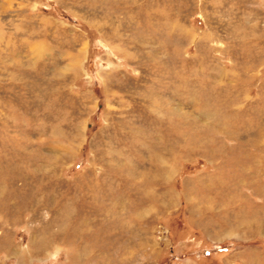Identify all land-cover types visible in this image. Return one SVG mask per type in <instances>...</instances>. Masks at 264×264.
Masks as SVG:
<instances>
[{"label": "rangeland", "instance_id": "obj_1", "mask_svg": "<svg viewBox=\"0 0 264 264\" xmlns=\"http://www.w3.org/2000/svg\"><path fill=\"white\" fill-rule=\"evenodd\" d=\"M0 264H264V0H0Z\"/></svg>", "mask_w": 264, "mask_h": 264}]
</instances>
